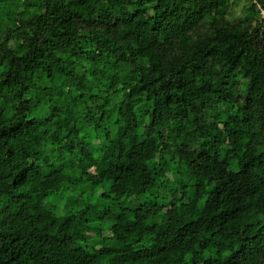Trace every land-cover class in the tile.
I'll return each instance as SVG.
<instances>
[{
  "label": "clouds",
  "instance_id": "clouds-1",
  "mask_svg": "<svg viewBox=\"0 0 264 264\" xmlns=\"http://www.w3.org/2000/svg\"><path fill=\"white\" fill-rule=\"evenodd\" d=\"M0 264H264V0H0Z\"/></svg>",
  "mask_w": 264,
  "mask_h": 264
}]
</instances>
